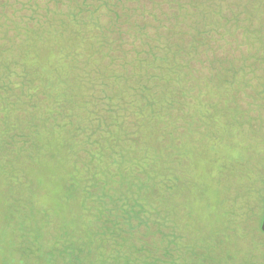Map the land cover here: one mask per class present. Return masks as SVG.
I'll return each instance as SVG.
<instances>
[{"label":"rangeland","instance_id":"obj_1","mask_svg":"<svg viewBox=\"0 0 264 264\" xmlns=\"http://www.w3.org/2000/svg\"><path fill=\"white\" fill-rule=\"evenodd\" d=\"M263 214L264 0H0V264H264Z\"/></svg>","mask_w":264,"mask_h":264},{"label":"trees","instance_id":"obj_2","mask_svg":"<svg viewBox=\"0 0 264 264\" xmlns=\"http://www.w3.org/2000/svg\"><path fill=\"white\" fill-rule=\"evenodd\" d=\"M177 1V0H176ZM164 3L165 4H168V3H166L165 1H163V5H164ZM170 46L174 49L173 51L170 49V47L168 46L166 49H165V52L166 53H169V52H174L173 54H176L177 52L179 53V52H181V51H183V47H182V44L181 43H179L178 41H171V43H170ZM59 60L58 61H60V63H63V62H65V57H62V58H58ZM178 59L176 58L175 60L173 59V60H171V61H169L170 62V64L169 63H167V66H168V69H171V71H174V72H178L179 70H180V68H185L186 69V66H185V63H183L182 64V62H185V60L183 61L182 59H180L179 61H182L181 63H176V61H177ZM168 62V61H167ZM187 63H189L188 61H186ZM56 64L57 63H54V62H52V65H51V63H50V65L49 64H44V66L42 67H40L42 70H45L44 69V67H46L48 70H52V71H56V72H63V71H65V69H66V66H64V65H59V66H56ZM35 66V65H34ZM182 70V69H181ZM120 75L122 74L121 72L119 73ZM118 74V79H119V75ZM52 79H53V83L55 84V85H57V86H59L60 84H63L64 83V81L62 80V79H60L59 77H57L56 75L55 76H53L52 77ZM22 82L23 83H27V82H29V83H31V81L29 80V78H28V76L27 77H23V79H22ZM69 90H72V89H69ZM62 95V93L59 95V96H61ZM151 94H148V96H150ZM147 96V97H148ZM74 95L70 92V91H67V96H66V93H65V91H64V94H63V96H62V98L61 99H57L56 100V104H58V105H56V106H58L59 107V109H62V108H65V111H68L69 113H70V111L72 110L73 112L70 114V119H69V125H72L73 123H75V121H76V119L79 117L74 111L76 110V108L78 107L77 106V104H74ZM66 98H68V100L69 101H67L66 100ZM146 98V97H145ZM172 99V98H171ZM145 101H143V103H142V108H144V107H150L151 105H152V103L153 102H157V101H159V100H162V99H157L156 101H154V99L152 98V99H149V98H147V99H144ZM162 102V101H161ZM58 113V112H57ZM157 118V117H156ZM155 118V119H156ZM155 128L157 127V125L156 126H154ZM153 130V129H152ZM153 131H158V132H160V129L159 130H153ZM78 136L79 135H76L75 137H73L72 139H71V141H70V144L72 143V141L74 140V139H78ZM88 145V144H87ZM156 154L157 155H159V153L158 152H156ZM157 160H159V157L157 158ZM142 172V169H140V167L136 170V173H135V175H134V178H131L130 179V182L131 183H135V181L136 180H138L137 178H138V176L137 175H139V173H141ZM144 174H146L145 172H143ZM148 179V178H147ZM149 180V179H148ZM133 204L132 205H130V210H126V211H122V212H125V214H127L130 218H134V219H136L137 218V214H138V211L136 210V211H134L133 210Z\"/></svg>","mask_w":264,"mask_h":264},{"label":"water","instance_id":"obj_3","mask_svg":"<svg viewBox=\"0 0 264 264\" xmlns=\"http://www.w3.org/2000/svg\"><path fill=\"white\" fill-rule=\"evenodd\" d=\"M261 231L263 232V235H264V214H263V218L261 222Z\"/></svg>","mask_w":264,"mask_h":264}]
</instances>
